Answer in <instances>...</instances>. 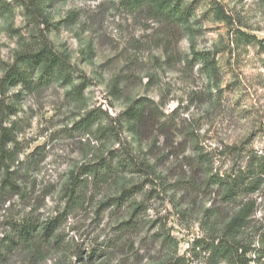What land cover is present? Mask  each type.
<instances>
[{
	"label": "clouds",
	"instance_id": "9594fccd",
	"mask_svg": "<svg viewBox=\"0 0 264 264\" xmlns=\"http://www.w3.org/2000/svg\"><path fill=\"white\" fill-rule=\"evenodd\" d=\"M0 264H264V0H0Z\"/></svg>",
	"mask_w": 264,
	"mask_h": 264
}]
</instances>
